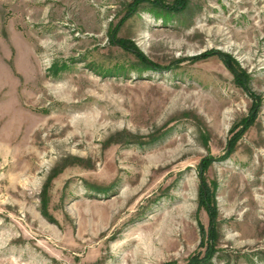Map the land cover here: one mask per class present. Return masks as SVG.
<instances>
[{
    "label": "rangeland",
    "instance_id": "1",
    "mask_svg": "<svg viewBox=\"0 0 264 264\" xmlns=\"http://www.w3.org/2000/svg\"><path fill=\"white\" fill-rule=\"evenodd\" d=\"M153 1L0 0V264H264V0Z\"/></svg>",
    "mask_w": 264,
    "mask_h": 264
},
{
    "label": "trees",
    "instance_id": "2",
    "mask_svg": "<svg viewBox=\"0 0 264 264\" xmlns=\"http://www.w3.org/2000/svg\"><path fill=\"white\" fill-rule=\"evenodd\" d=\"M177 1H178L181 5H183L184 2H185V0H177ZM153 3L156 4L157 7L162 6V5H161V2L158 1V0H154ZM205 191H207V189H205ZM207 212H208V214H209V218H210V220H214L215 217H216V211L211 210L210 208L207 207ZM209 233L211 234L212 231H210ZM167 264H171V263H167ZM195 264H196V263H195Z\"/></svg>",
    "mask_w": 264,
    "mask_h": 264
},
{
    "label": "bare ground",
    "instance_id": "3",
    "mask_svg": "<svg viewBox=\"0 0 264 264\" xmlns=\"http://www.w3.org/2000/svg\"><path fill=\"white\" fill-rule=\"evenodd\" d=\"M61 91V90H60Z\"/></svg>",
    "mask_w": 264,
    "mask_h": 264
}]
</instances>
